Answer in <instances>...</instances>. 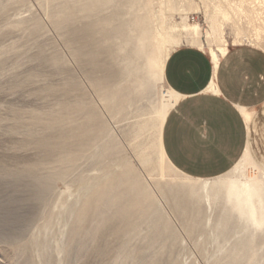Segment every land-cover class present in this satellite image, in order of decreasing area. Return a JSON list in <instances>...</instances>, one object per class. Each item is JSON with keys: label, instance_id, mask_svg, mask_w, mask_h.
<instances>
[{"label": "rangeland", "instance_id": "374dc122", "mask_svg": "<svg viewBox=\"0 0 264 264\" xmlns=\"http://www.w3.org/2000/svg\"><path fill=\"white\" fill-rule=\"evenodd\" d=\"M231 1L0 0V264H264L263 171L247 157L209 196L189 192L203 179L161 140L175 48L258 24L264 48L263 8L233 0L247 12L229 20ZM112 201L136 203V225L95 217Z\"/></svg>", "mask_w": 264, "mask_h": 264}, {"label": "crops", "instance_id": "0c3cea01", "mask_svg": "<svg viewBox=\"0 0 264 264\" xmlns=\"http://www.w3.org/2000/svg\"><path fill=\"white\" fill-rule=\"evenodd\" d=\"M177 99L161 140L174 169L193 178L229 172L246 154L264 171V48L230 44L218 66L191 44L175 48L165 65Z\"/></svg>", "mask_w": 264, "mask_h": 264}, {"label": "bare ground", "instance_id": "6f19581e", "mask_svg": "<svg viewBox=\"0 0 264 264\" xmlns=\"http://www.w3.org/2000/svg\"><path fill=\"white\" fill-rule=\"evenodd\" d=\"M222 1V0H221ZM233 1V0H232ZM232 1H231V3H232ZM235 1V0H234ZM241 1V0H240ZM243 1V0H242ZM241 1V2H242ZM249 1V0H248ZM251 4H252V10L254 11V12H257V13H261V10H260V12H259V9H262L263 8V10H264V0H250L249 1ZM248 2V3H249ZM240 3V2H239ZM243 3V2H242ZM237 4V3H236ZM234 5L233 3L232 4H229L228 6H226L225 8H226V10H219L220 11V13L223 15V17L225 18V19H229V18H236V13L237 12H239V11H242V12H247V10H245V8H243V6H242V4H237V5ZM217 5H219L218 3H217ZM250 5V4H249ZM216 6V5H215ZM236 6V7H235ZM262 10V11H263ZM241 12V13H242ZM251 12V11H250ZM240 13V12H239ZM219 14V13H218ZM253 14V13H252ZM255 14V13H254ZM258 14V15H259ZM255 16V15H254ZM257 17V16H256ZM261 17V16H260ZM255 18V17H254ZM259 18V17H258ZM229 20H231V19H229ZM225 21V20H224ZM234 22H236V20L234 21ZM237 22H238V20H237ZM251 22V21H250ZM262 22H264V20H262ZM240 24V23H239ZM264 24V23H263ZM238 26V25H237ZM185 28H187V27H185ZM199 28H201V27H199V25L198 24H195V25H193V24H189V26H188V28H187V30L189 29H192V30H194L195 32L199 29ZM262 28H263V25H260L259 26V24H258V26H256V30H255V32L253 33V34H248V33H246V32H244V33H242V31H243V29H240V27H238V31H237V33H236V35H235V39H234V43L233 44H236V41H241V40H245V39H247L251 44H255V43H258V42H260L261 40H262ZM201 30V29H200ZM213 32V31H212ZM215 32V31H214ZM224 32V31H223ZM214 34V33H213ZM213 34L212 33H210V32H208L207 31V36L208 37H211V38H213V40H216L217 41V43H216V45H211L210 47H209V53H210V55H211V57H212V59H213V61H214V63H215V67H217L218 66V63H219V59H220V56L221 55H223V54H225L227 51H228V49H229V45L231 44L230 42H229V39L227 38V36L226 35H220V36H213ZM164 38V37H163ZM165 39V38H164ZM242 43V42H241ZM204 44V43H203ZM202 44V45H203ZM104 65H105V63L104 62H102L101 63V61L99 62V61H97V62H95V68H97V69H99V68H103L104 67ZM103 66V67H102ZM104 69V68H103ZM105 70V69H104ZM174 92V91H173ZM175 93V92H174ZM247 157H249V159H250V156H249V154H246L235 166H234V168H238L240 165H241V163H242V161H244ZM252 162H253V165H252V169H253V171H254V173H256L257 171H258V169H260V170H262L258 165H257V163H255L253 160H252ZM263 171V170H262ZM263 175H264V171H263ZM218 177V176H217ZM214 178H203V181L201 182V183H190V184H188L187 186H185V190H187V191H189V192H197V193H202V194H205V195H207V196H209V194L211 193V189H212V187H214V186H218V185H220L221 183H222V181L220 180V179H216V180H214ZM244 183V186L245 187H247V186H250L251 185V183H248L247 181H244L243 182ZM262 188V187H261ZM264 189V188H263ZM243 190V189H242ZM232 191V187L231 186H229V192H231ZM258 193H260L258 190H254L253 192H251V194H258ZM262 193V192H261ZM103 194H104V192H103ZM250 194V195H251ZM264 194V193H263ZM107 195V194H106ZM100 201V200H99ZM111 203V202H110ZM261 203V202H260ZM105 205H106V202H104L101 206H102V208H100L99 206H97V207H95V212H94V215H95V217H97L98 216V214H99V216H102L104 213L106 214H108L109 213V215H107L106 217H103V219L105 220V219H107V221H106V225H105V227H107V229H109V231H112V232H119V230H120V228H119V222L120 221H127L125 218L124 219H122L123 218V216H124V214H133V216L132 217H130L131 219L128 221V223H127V227H131L132 228V226L133 225H136L135 224V222H131L132 220H135L136 219V217H135V215H136V213H137V210H136V207H137V204L136 203H134V206L132 205V206H124V208H122V207H118L117 208V203H115L114 201H112V204H110V206H109V210L107 209V208H105ZM136 205V206H135ZM255 213V209L253 210V212H252V214H254ZM125 217V216H124ZM104 220H103V222H104ZM105 227L103 228V229H105ZM126 227V228H127ZM234 260V259H233Z\"/></svg>", "mask_w": 264, "mask_h": 264}, {"label": "built area", "instance_id": "2783aa9c", "mask_svg": "<svg viewBox=\"0 0 264 264\" xmlns=\"http://www.w3.org/2000/svg\"><path fill=\"white\" fill-rule=\"evenodd\" d=\"M193 18L195 19V16H193Z\"/></svg>", "mask_w": 264, "mask_h": 264}]
</instances>
